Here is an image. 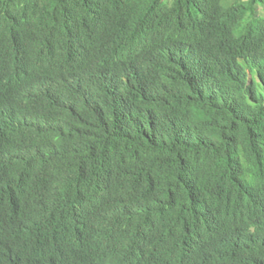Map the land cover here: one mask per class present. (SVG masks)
Returning a JSON list of instances; mask_svg holds the SVG:
<instances>
[{
  "label": "trees",
  "instance_id": "obj_1",
  "mask_svg": "<svg viewBox=\"0 0 264 264\" xmlns=\"http://www.w3.org/2000/svg\"><path fill=\"white\" fill-rule=\"evenodd\" d=\"M103 4L152 19L169 60H149L122 95L115 89L85 102L44 73L11 99L12 80L0 78V191L28 200L20 215L39 224L87 210L84 189L75 199L71 179L98 198L105 181L126 185L121 207L108 198L113 212L91 232L94 242L113 246L145 233L142 249L157 252L158 237L206 225L234 236L238 264H264V0H0V16L12 40L53 43L69 16L87 21ZM35 11L41 24L19 29V14ZM228 19L235 25L215 31ZM109 21L117 38L131 26ZM1 52L16 56L10 41ZM52 247L39 254L50 249L52 257ZM37 256L26 264H38Z\"/></svg>",
  "mask_w": 264,
  "mask_h": 264
},
{
  "label": "clouds",
  "instance_id": "obj_2",
  "mask_svg": "<svg viewBox=\"0 0 264 264\" xmlns=\"http://www.w3.org/2000/svg\"><path fill=\"white\" fill-rule=\"evenodd\" d=\"M1 1L10 4L15 0ZM130 12L109 10L103 4L87 21L69 16V25L53 43L35 39L12 40L13 28L5 27L7 24L0 16V50L10 41L16 55L11 58L0 53V78L12 80L11 99L16 97L19 87L29 84L32 78L43 80L42 73L66 91L69 98L83 102L95 96L111 95L115 89L119 96L124 93L120 89L135 87L136 79L151 64L149 60L156 64L166 63L169 52L158 39L153 20L143 14L130 17ZM109 18H123L124 23L131 26L117 38ZM42 21L43 13L35 11L25 17L19 14L17 26L26 31L38 27ZM233 25L235 22L230 19L223 20L215 31L223 32ZM196 41L193 39L188 43L189 53H195L190 50ZM33 45H38L41 50L31 51ZM217 57L229 59L225 52H220ZM157 68L155 65L153 70ZM2 109H8L7 98L2 102ZM12 182L15 181L10 184ZM10 184L6 186L18 189ZM69 185H73L71 190L75 199L81 198L78 190L84 189L82 207L87 210L77 215V220H68L66 214L55 213L45 216L39 224L20 215L28 200L20 202V196L14 190L0 191L1 264H26L28 256L33 254H38V264H238L234 236H218L211 228L205 230L206 225L187 231V235L178 234L176 240L173 235L158 237L154 240L157 252L142 249L145 233L113 246L96 243L90 235L98 222L106 220L100 214L113 212L108 198H116V206L121 207L123 193L120 189L126 185L119 187L105 181L98 189L99 198L92 190L89 193L87 186L77 179L69 180ZM53 244L52 257L48 256L50 249L39 254L41 247L48 245L51 248Z\"/></svg>",
  "mask_w": 264,
  "mask_h": 264
},
{
  "label": "bare ground",
  "instance_id": "obj_3",
  "mask_svg": "<svg viewBox=\"0 0 264 264\" xmlns=\"http://www.w3.org/2000/svg\"><path fill=\"white\" fill-rule=\"evenodd\" d=\"M121 212V211H120ZM100 217L102 218V219H109V216L106 214V213H101L100 214ZM94 227H97V226H94ZM88 228H90V227H88ZM189 251V250H188Z\"/></svg>",
  "mask_w": 264,
  "mask_h": 264
}]
</instances>
